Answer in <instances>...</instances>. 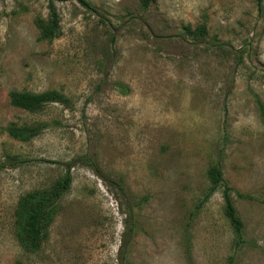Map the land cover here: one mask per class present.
Instances as JSON below:
<instances>
[{
	"label": "rangeland",
	"instance_id": "374dc122",
	"mask_svg": "<svg viewBox=\"0 0 264 264\" xmlns=\"http://www.w3.org/2000/svg\"><path fill=\"white\" fill-rule=\"evenodd\" d=\"M49 1L0 0V161L20 160L0 165V264H264V0L261 11L254 0H52L48 41L34 20ZM12 89H56L71 104L24 111ZM11 121L45 126L24 141ZM216 161L244 224L237 245L221 191L202 200ZM68 162L61 209L26 252L17 199Z\"/></svg>",
	"mask_w": 264,
	"mask_h": 264
},
{
	"label": "trees",
	"instance_id": "16d2710c",
	"mask_svg": "<svg viewBox=\"0 0 264 264\" xmlns=\"http://www.w3.org/2000/svg\"><path fill=\"white\" fill-rule=\"evenodd\" d=\"M82 6L88 10H93L92 5L87 0H77ZM156 0H140L143 8L148 7ZM259 11L262 10V0H254ZM35 25L38 29V38L41 40H52L59 33V17L52 0L48 3V16L46 18L36 17ZM189 31V27H186ZM206 35V25L202 22L194 29V36L203 38ZM10 104L28 112L40 111L47 103L57 102L66 106H70L71 101L64 93L56 89H47L40 92L28 90L12 89L8 92ZM261 107V105H260ZM261 120L264 124V111L260 109ZM45 126L43 122L35 123H18L11 121L5 126V130L9 136L18 140H29L38 135ZM89 164H93L92 160L85 157ZM19 157L8 155L4 161H0L1 166L15 165L19 163ZM71 163H67L64 173L57 177L51 184L46 187L35 188L29 190L17 199L15 209L13 211V226L15 237L19 246L26 252H36L39 250L47 230L61 209V198L69 190L72 181L70 172ZM208 185L202 197L206 200L214 191L220 190L223 198V213L228 220L233 234L234 243L237 245L243 242L244 224L234 206L230 191L232 187L225 181L220 162L216 161L206 170ZM104 178V177H103ZM106 178V177H105ZM104 178V179H105ZM110 180V179H109ZM119 190H123L118 181L111 180ZM243 196H247L244 195ZM133 211L132 206L129 209ZM128 237L124 243V249L127 250L128 240L133 234L134 225L126 224ZM186 257H190L189 247L185 249ZM228 264H234L232 257H229Z\"/></svg>",
	"mask_w": 264,
	"mask_h": 264
}]
</instances>
